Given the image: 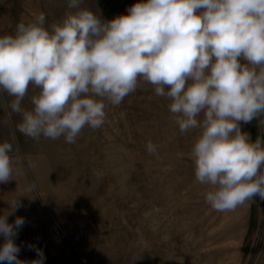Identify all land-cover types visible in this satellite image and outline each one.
Returning a JSON list of instances; mask_svg holds the SVG:
<instances>
[{
    "label": "clouds",
    "instance_id": "1",
    "mask_svg": "<svg viewBox=\"0 0 264 264\" xmlns=\"http://www.w3.org/2000/svg\"><path fill=\"white\" fill-rule=\"evenodd\" d=\"M82 3L68 0L74 11L48 27L41 12L0 36V93L13 98L6 108L21 117L17 130L73 144L143 81L169 101L181 133L199 129L191 156L212 209L264 200V138L241 130L264 122V0H138L111 20ZM30 86L39 92L27 110ZM146 151L158 155L151 141ZM12 152L0 142V183L12 180ZM8 215H0V264H28L15 243L25 220ZM29 247L37 255L30 264H44L43 250Z\"/></svg>",
    "mask_w": 264,
    "mask_h": 264
},
{
    "label": "rangeland",
    "instance_id": "2",
    "mask_svg": "<svg viewBox=\"0 0 264 264\" xmlns=\"http://www.w3.org/2000/svg\"><path fill=\"white\" fill-rule=\"evenodd\" d=\"M137 2L83 0L81 7L111 20ZM68 11V0H0V36L41 12L48 27ZM38 92L30 86L22 108L31 110ZM12 99L0 93V142L13 145L0 215L25 220L15 239L20 260L37 258L32 245L44 264H264V200L229 211L205 202L208 187L196 181L191 156L199 129L181 133L152 85L141 81L119 106L109 104L105 124L85 128L73 144L21 134V117L6 108ZM241 130L264 138L262 120ZM149 141L158 155L146 151ZM16 199L23 206L12 211Z\"/></svg>",
    "mask_w": 264,
    "mask_h": 264
}]
</instances>
